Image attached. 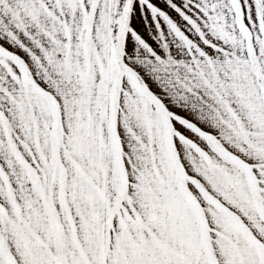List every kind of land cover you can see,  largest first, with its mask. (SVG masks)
Here are the masks:
<instances>
[{"label":"snow or ice","instance_id":"6c2138e0","mask_svg":"<svg viewBox=\"0 0 264 264\" xmlns=\"http://www.w3.org/2000/svg\"><path fill=\"white\" fill-rule=\"evenodd\" d=\"M0 264H264V0H0Z\"/></svg>","mask_w":264,"mask_h":264}]
</instances>
